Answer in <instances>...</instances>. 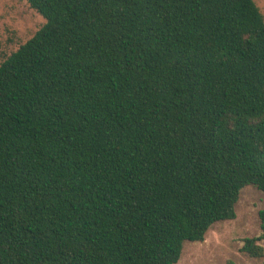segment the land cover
<instances>
[{
  "label": "trees",
  "instance_id": "trees-1",
  "mask_svg": "<svg viewBox=\"0 0 264 264\" xmlns=\"http://www.w3.org/2000/svg\"><path fill=\"white\" fill-rule=\"evenodd\" d=\"M27 2L46 22L0 64V264H176L264 193L255 0Z\"/></svg>",
  "mask_w": 264,
  "mask_h": 264
},
{
  "label": "rangeland",
  "instance_id": "rangeland-1",
  "mask_svg": "<svg viewBox=\"0 0 264 264\" xmlns=\"http://www.w3.org/2000/svg\"><path fill=\"white\" fill-rule=\"evenodd\" d=\"M264 15V0H255ZM45 19L32 9L27 0H0V64L45 24ZM264 209V193L253 185L241 192L234 220L217 222L203 242L184 244L176 264H264L262 258L242 251L247 238L261 237L264 228L259 213Z\"/></svg>",
  "mask_w": 264,
  "mask_h": 264
}]
</instances>
